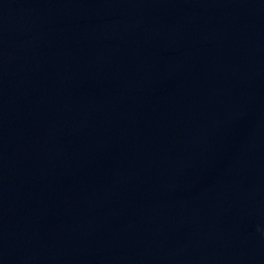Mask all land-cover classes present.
I'll list each match as a JSON object with an SVG mask.
<instances>
[{"label":"water","instance_id":"obj_1","mask_svg":"<svg viewBox=\"0 0 264 264\" xmlns=\"http://www.w3.org/2000/svg\"><path fill=\"white\" fill-rule=\"evenodd\" d=\"M0 264H264V0H0Z\"/></svg>","mask_w":264,"mask_h":264}]
</instances>
